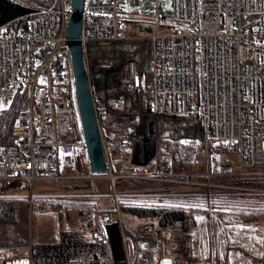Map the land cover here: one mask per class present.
<instances>
[{
    "label": "built area",
    "instance_id": "obj_1",
    "mask_svg": "<svg viewBox=\"0 0 264 264\" xmlns=\"http://www.w3.org/2000/svg\"><path fill=\"white\" fill-rule=\"evenodd\" d=\"M163 2L84 0L79 39L104 171L91 170L74 92L70 0L30 10L24 31L0 30V101L22 103L14 142L0 144V197L37 180L105 181L108 193L27 195L91 199L81 209L99 230L100 264H114L113 222L126 264H178L176 233L149 218L130 225L123 203L178 205L212 221L221 206L207 181L218 177L235 178L227 195L264 197V0H172L171 11ZM229 151L236 166L222 161Z\"/></svg>",
    "mask_w": 264,
    "mask_h": 264
},
{
    "label": "rangeland",
    "instance_id": "obj_2",
    "mask_svg": "<svg viewBox=\"0 0 264 264\" xmlns=\"http://www.w3.org/2000/svg\"><path fill=\"white\" fill-rule=\"evenodd\" d=\"M21 3H23L26 6H30L32 10L40 4H42L41 1L40 3H36L32 0H18ZM47 1V0H46ZM45 6L47 2H44ZM164 8L166 11H171L172 8V0H164L163 2ZM159 33H165V29L162 28ZM13 103L12 98H2L0 101V109L3 110H8L11 108ZM6 128V127H5ZM230 160L233 161L235 166L237 163V157L235 154L232 152H224L222 153V161L224 160ZM229 179H235L229 178ZM229 179H225L222 177L209 179L207 182L208 183H214L217 184L216 187L211 186L210 188L213 192H216L217 195L214 197V201L216 203V206L219 207V213L220 216L223 218H231V214H239L242 217L247 216V220H249V217H258L259 219L261 217V220L264 218V201L262 203V206L259 204V200L257 198L253 199L251 197L254 196H230L227 195L229 194L230 187L229 185L235 184L232 180L230 181ZM243 180V179H241ZM238 180V178L235 181H241ZM251 185L255 186L256 183L251 180ZM76 183H83V182H69V181H64V180H37L34 182V191H40L39 193L37 192L36 194L38 195H49L53 194L55 192L61 191V192H68V193H81L84 192V190H72L70 186L76 185ZM94 183L96 187L93 186L92 182L90 183L91 187L89 190H92L95 188L96 191L101 190L104 191L105 193H108V185L105 181H100V180H94ZM67 184H70L67 186ZM69 187L68 190H63V186ZM87 185V184H86ZM11 189H15L16 185H10ZM56 188V191L54 192ZM23 191H29V188H23ZM193 191H198L197 189H192ZM108 191V192H107ZM250 197V199L248 198ZM259 197V196H256ZM191 199L189 200L190 202H196V201H201V199H196L193 197H190ZM15 201H10L9 208L14 210L15 216L13 217L12 220L6 221L2 224L3 229L1 230L0 233V238L1 241H14L13 237L14 235H19L23 236L24 238H27L28 235H31V228L33 226V223L31 225V222L27 219V216L25 214L27 210V206L25 205L26 199L22 197L14 198ZM247 199V200H246ZM37 201L40 203L37 204L39 208V214L43 216L47 221H53L55 219V215L57 213H61L65 216H69L68 213L73 216V217H78L82 213V205L90 201L91 199H88L86 197H79V198H62L59 200H55L54 197H45V198H37ZM55 201L54 204H52V201ZM49 202L48 204H42L41 202ZM102 201V200H99ZM43 202V203H44ZM235 202V203H234ZM40 204V205H39ZM163 204V203H159ZM41 205H43L41 207ZM59 206V208H58ZM70 206V210L67 211V207ZM178 206V205H177ZM58 208V209H57ZM57 209V210H56ZM55 211L57 213L55 214ZM67 211V212H65ZM222 214H226L227 216H222ZM212 221L213 219L209 217ZM153 220V219H150ZM133 220L128 221L130 225L133 224ZM154 221V220H153ZM208 219L206 221L204 229L202 226L203 222L198 223V230H194V233L200 234L198 239H196V244H197V250L199 253H201V256L198 254L200 259L198 257H191L189 259L188 263H183L184 264H201L204 261H209L210 264H219L222 262V264H256L259 263L258 259L260 260L261 263H264V238H261L259 234L254 232L255 230H251L250 234L248 230H245V227L239 231H236L238 226H236L233 222L234 221H224L223 223H219L218 227L220 230L216 227H214V223H211ZM251 222V221H250ZM213 225V229H212ZM251 223H249L248 228H253ZM9 227V228H7ZM194 227V225L192 226ZM84 228V227H82ZM247 228V227H246ZM88 230H93L95 229L94 227L90 226L88 223L85 224V228ZM236 229V230H235ZM254 229V228H253ZM263 231L264 229H259ZM94 231V230H93ZM18 232V234H16ZM221 232L223 233V236L221 237L220 234ZM205 233V234H204ZM28 234V235H27ZM180 233H177V236L171 238L172 240V248L173 251L178 255L183 256L184 255H190L188 254L191 246H190V240L185 239L186 242H180L178 241V238H184L183 235H179ZM195 236V235H194ZM264 235H262L263 237ZM207 244V248L205 249ZM183 248V249H182ZM207 250L208 252V257L205 258L204 252ZM177 252V253H176ZM195 252V249H194ZM203 257V258H202ZM203 260V261H202ZM202 261V262H201ZM244 262V263H243Z\"/></svg>",
    "mask_w": 264,
    "mask_h": 264
},
{
    "label": "trees",
    "instance_id": "obj_3",
    "mask_svg": "<svg viewBox=\"0 0 264 264\" xmlns=\"http://www.w3.org/2000/svg\"><path fill=\"white\" fill-rule=\"evenodd\" d=\"M36 3L42 2V4L36 6L34 10L41 9L45 6L46 0H32ZM29 9L30 6H26L18 0H0V30H14L24 31L27 28L31 13L21 14L22 9ZM14 105L15 98H12ZM22 103L14 110L11 106L8 110L0 109V144H11L14 142L15 136L12 132V119L15 111L20 109ZM6 127V128H5ZM130 183V182H128ZM87 184V185H86ZM72 187V190H88L90 189V182L85 181L83 183H76ZM10 200L8 198H0V226L3 222L12 220L15 216L14 210L9 208ZM16 204V202H15ZM121 211L128 219H153L160 228H167L173 230V232H184L190 228L191 210L181 206H161V205H139L133 203H123L121 205ZM224 220V219H223ZM194 225V222H193ZM99 230L95 229L93 235L88 241L87 238L81 237L77 232L73 230H65L60 228L59 239L51 243H33L31 246V259L35 264H71L67 260V256L70 253L79 251L81 249H87L88 247H94V258L90 262H94L99 259L100 254L104 251V248L97 246L93 243L96 234ZM1 233V230H0ZM257 233L262 234L264 230H258ZM175 235V234H174ZM172 235V237L174 236ZM14 242L1 241L0 245L7 244H20L23 243L20 236L16 235ZM188 236V235H187ZM16 242V243H15ZM93 245V246H92ZM183 249V248H182ZM195 249V248H194ZM197 250V249H196ZM195 252L201 256L198 250ZM177 253V252H176ZM181 255L176 254L177 263L184 264L181 259ZM78 264V262H73ZM201 264H210V262L204 261Z\"/></svg>",
    "mask_w": 264,
    "mask_h": 264
},
{
    "label": "crops",
    "instance_id": "obj_4",
    "mask_svg": "<svg viewBox=\"0 0 264 264\" xmlns=\"http://www.w3.org/2000/svg\"><path fill=\"white\" fill-rule=\"evenodd\" d=\"M73 183H75V182H73ZM92 184L94 187H96L94 182H92ZM68 185H70V184H67V186ZM5 187L6 188L3 189V192H5V196L0 197V198H8L10 200H15L14 198L22 197V198L26 199L25 205L27 206V210H26L25 214H26L29 222H31V225L33 223V226L31 228V235L27 234L28 235L27 238H24L23 236L19 237L21 239V241H23V243H20V244L4 243L3 245H0V264H35V263H32V259H31V246H32V244L33 243H41V242L51 243V242L57 241L59 239L60 228L65 229V230H73V231L77 232L81 237L87 238L88 241L91 240L90 237L93 235L94 229L93 230L84 229L85 228V224H84L85 216L83 213H81L80 215H78V217L75 218V217L71 216L69 213H68L69 216H65L62 214V212L57 213V211H55V214L57 213L55 215V219H53V221H47L45 218H43V216H41L39 214V208H38L37 204L40 202L36 200L37 198L27 197V195H29L30 193L36 194L37 192L38 193L40 192V191H34V184H33V186H23V187L17 186L15 189H11L10 186H5ZM90 187H91V185H90ZM23 188H29V191H23L22 190ZM63 188H64L63 190L66 191V190H68L69 187H66L64 185ZM5 189H7V190L4 191ZM55 191H56V188H55L54 192ZM55 193H62V192L58 191ZM55 193H53V194H55ZM10 194L11 195L18 194V196L12 197V196H10ZM248 198L250 199V197H248ZM251 198H253V199L257 198V200H259V203H260L259 205L262 206V203L264 201V197L254 196ZM51 201H52V204H54L55 201H53V200H51ZM15 202L19 203V201H15ZM43 202L44 201H42L41 203L42 204H48L49 203L47 201L44 203ZM42 206L43 205H41V207ZM58 208H59V206H58ZM68 210H70V206L67 207V211ZM67 211H65V212H67ZM257 218L258 217L255 218L252 216V217H249V220H247V216L242 217L239 214H231V220H229V221H234L233 223L236 226H238V227H236L237 230L235 229L236 231H239V230H241V228L243 229L245 227V230H248L249 231L248 234H250L251 230H255L254 232L257 233V231L259 229H264V218H263V220H261V217L259 219H257ZM206 221H208V219H206V220L204 219V222L202 223L203 229H204ZM224 221H228V220H223V222ZM198 223L199 222L195 223L194 227H192L193 226V219H191L190 228L184 232H179L180 233L179 235H183L184 238H182V239L178 238V241L186 242L187 240L185 241V239H188V240H190L189 242L191 243L190 244L191 249L188 253L190 255H184V258H183V256H182V258L178 256V259L183 260L185 263H188L189 259H191V257H198V259H200V257L198 256V253L194 252V248H195V250L197 248L196 239H198V237L200 236V234H198V232H196L197 234L194 233V230H198V228H199ZM211 223H213V221ZM249 223L252 224L254 229L248 228ZM2 224L0 226V230L3 229ZM89 225L93 226V222H91ZM82 227H84V228H82ZM7 228H9V227H7ZM212 229H213V225H212ZM204 232H205V229H204ZM177 233L174 235V237L177 236ZM16 234H18V232H16ZM257 234H259V233H257ZM262 235H264V233H262L260 235L261 238H264V236L262 237ZM14 236L15 237H13V240L15 241L17 236L16 235H14ZM220 236L221 237L223 236L222 232H221ZM206 248H207V244H206L205 249ZM94 252H95L94 247H88L87 249L86 248L81 249L79 251L68 254L67 260L69 262H71V264H74L73 262H78V264H100L99 259L95 260L94 262H90L94 258ZM203 257H205V258L208 257L207 250H205ZM258 261H259V263H257V264H263L260 262L259 259H258ZM52 264H60V263H52ZM219 264H222V262H220ZM255 264H256V262H255Z\"/></svg>",
    "mask_w": 264,
    "mask_h": 264
},
{
    "label": "water",
    "instance_id": "obj_5",
    "mask_svg": "<svg viewBox=\"0 0 264 264\" xmlns=\"http://www.w3.org/2000/svg\"><path fill=\"white\" fill-rule=\"evenodd\" d=\"M84 0H70L71 14L67 24L66 36L67 45L71 52V63L74 75V92L77 106L85 132V142L90 156V167L93 171H104L105 161L102 154L99 133L96 124L93 104L91 100L87 75L83 63L82 48L80 42L82 11ZM30 12L29 9H22L21 14ZM183 134H188L184 129ZM197 137H200L198 135ZM117 169L119 164L116 165ZM114 264H126L121 233L118 224L113 222L105 226Z\"/></svg>",
    "mask_w": 264,
    "mask_h": 264
},
{
    "label": "bare ground",
    "instance_id": "obj_6",
    "mask_svg": "<svg viewBox=\"0 0 264 264\" xmlns=\"http://www.w3.org/2000/svg\"><path fill=\"white\" fill-rule=\"evenodd\" d=\"M114 65H115V62L111 63V67H113ZM223 219L224 218L221 217V216H215L213 218L214 227H216V228H218L220 230V228L218 227V224L219 223L220 224L223 223ZM193 222H194V224L197 223V222H204V219H203V217L201 215L196 214V215L193 216ZM121 239H122V237H121ZM122 245H123V240H122Z\"/></svg>",
    "mask_w": 264,
    "mask_h": 264
}]
</instances>
